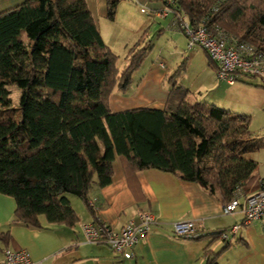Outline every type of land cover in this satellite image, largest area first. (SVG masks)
<instances>
[{
	"label": "trees",
	"instance_id": "1",
	"mask_svg": "<svg viewBox=\"0 0 264 264\" xmlns=\"http://www.w3.org/2000/svg\"><path fill=\"white\" fill-rule=\"evenodd\" d=\"M107 1L114 19L121 0ZM168 1L177 16L220 26L264 52V0ZM145 35L120 70L86 0H26L0 12V192L15 198V222L40 227L45 215L74 226L69 195L91 207V187L112 182L117 157L132 173L157 168L196 181L225 204L261 187L249 154L264 140L252 134L250 115L191 102L177 82L165 108H111L113 91L130 87L152 49ZM219 254L207 250V264H219Z\"/></svg>",
	"mask_w": 264,
	"mask_h": 264
},
{
	"label": "crops",
	"instance_id": "2",
	"mask_svg": "<svg viewBox=\"0 0 264 264\" xmlns=\"http://www.w3.org/2000/svg\"><path fill=\"white\" fill-rule=\"evenodd\" d=\"M24 1L26 0H0V12ZM86 1L100 32L103 24L106 26L108 21L116 20L122 13L128 21H141L136 22L137 26L134 27L136 28L134 39L146 34L152 24H157L153 25L154 29L159 25L158 33L162 35L165 32L168 35V42L175 47L178 41L184 40L180 30L170 27L172 13H167L166 16L159 15V12L164 10L161 9L164 0L154 4L147 1L144 3L150 7L147 8V15L157 18L158 22L154 20V23H149L142 17L138 19L129 12V7L138 8L133 0H121L113 20L107 15V0ZM149 37L150 35L146 39L149 40ZM103 39L106 42L104 36ZM198 47H188V50L194 51ZM192 55L186 58L190 64L193 62ZM207 62L210 64L209 60ZM157 64L158 66L151 68L149 76L133 81L126 91L118 88L113 91L110 105L114 111L144 106L165 108L171 90L165 84L169 73L162 70L165 66L164 61L158 59ZM209 73H216V69L210 68ZM216 81L205 93L200 91L199 96L193 92L188 100L205 101V104H215L229 111L251 116L249 113L251 106L246 100L238 95L235 96L238 100H243L242 103L226 99L225 95L220 93V88L226 83L228 89H223L225 92L230 91V87L239 89L254 86L261 89L262 86L258 85L260 83L253 78H244L233 84L219 79ZM239 81L244 84L239 85ZM263 147L264 145L261 148ZM258 150L250 153L249 157L258 162L256 170L258 178L264 179L261 161L255 155ZM69 199L79 217L74 226L50 223L45 215H40L41 226L32 227L14 221L16 200L0 192V233L5 236L9 234L5 238L0 236V262L4 259L5 250L10 248L27 250L34 264H207L205 256L207 250L220 253L217 258L219 264H264V216L245 223L243 204L236 208L235 212L226 214L223 209L225 203L217 195L205 190L196 181L182 179L170 172L148 168L132 173L125 168L121 158L117 157L112 182L104 187H99L95 183L89 191V200L94 202V207L91 205L89 207L75 195H69ZM140 210L153 212L157 223L153 224L147 235L141 236L133 248V257H122L106 244L90 243L85 240L83 224L104 221L119 231L129 219L136 217ZM182 220H195L200 226L202 237L184 239L176 236L173 223ZM237 224L240 227L227 246L225 240L213 235L215 232L230 230Z\"/></svg>",
	"mask_w": 264,
	"mask_h": 264
},
{
	"label": "built area",
	"instance_id": "3",
	"mask_svg": "<svg viewBox=\"0 0 264 264\" xmlns=\"http://www.w3.org/2000/svg\"><path fill=\"white\" fill-rule=\"evenodd\" d=\"M168 2L173 4L171 0ZM167 13L173 15L170 27L186 34L188 47L203 48L211 62L216 63L215 74L219 80L230 84L244 78L264 80V52L259 51L255 48L256 46L247 41H240L220 26L209 27L204 21L193 24L187 14L181 13L177 16L171 7L162 10L159 15L166 16ZM261 183V187L254 192L237 197L225 204L224 212L233 213L243 204L245 223L262 218L264 216V180ZM89 204L92 207L95 205L93 201H89ZM155 223L157 219L153 212L140 210L137 216L129 219L119 231L104 221L86 223L82 227L87 242L106 244L118 255L131 258L134 255L133 248L140 241L141 236L147 235ZM173 224L176 236L181 238L194 239L201 234L200 226L195 220H182ZM239 227L240 225L237 224L230 230H224L219 237L225 241H232ZM0 264H34V262L27 250L7 248Z\"/></svg>",
	"mask_w": 264,
	"mask_h": 264
},
{
	"label": "rangeland",
	"instance_id": "4",
	"mask_svg": "<svg viewBox=\"0 0 264 264\" xmlns=\"http://www.w3.org/2000/svg\"><path fill=\"white\" fill-rule=\"evenodd\" d=\"M147 1V3L154 4L155 2L162 1V0H133L135 4H137V9L134 7H129V12L133 13V16H136V18L139 19V17H142L145 19V21H148L149 23L158 22L157 18L155 19L152 16L147 15L146 11L147 8H150L149 5L144 4ZM163 1V6L161 9H168V5ZM152 9V8H151ZM160 9V8H158ZM160 9V10H161ZM128 13V11H126ZM117 14V13H116ZM113 20V19H112ZM144 21V22H145ZM136 22L141 21H128L122 13L117 17L114 21H108L107 25L104 24L101 26V33L106 39L107 44L109 47H111L115 54L119 56L118 58V67L120 70L124 69L127 64V58L130 55V51L134 47L135 43L138 42V39H141V36H137L135 39V31L136 28H134L136 25ZM152 24L148 30V35H150L149 40L152 44V49L150 50L147 57L144 59L141 66L133 73V81H138L140 77H143L145 79L146 76L150 75L151 68L154 66H158V59L159 61H164L165 66L162 68L163 71L168 72L167 78L165 80V84L168 86L167 88L173 87L174 83L177 82V84H181L186 88L190 89V95L199 96V92L205 93L208 91L207 89L212 85L214 82H217L218 78H216V74L209 73V70L211 67L210 64H208V60L210 58L208 57V54L206 53L203 48L198 47L197 49H194V51L188 50L187 47V41L188 38L185 36L186 34L180 30L183 39L182 41L177 42V47H175L173 44L168 42V35L164 33L159 34L158 30L159 25L156 26L157 28L154 29ZM173 30V29H171ZM146 33V35H147ZM145 35V38L147 36ZM111 38V39H110ZM113 39V40H112ZM134 39V40H133ZM146 41H149L145 39ZM113 41V42H112ZM196 50V51H195ZM193 52V53H191ZM192 55V61L191 64L189 63V59H186L189 57V55ZM207 57V58H206ZM186 60L185 69L182 70L180 73L176 74L174 82H171V75H173L178 68L182 65L181 62ZM212 70V69H211ZM253 80H256L259 83H262V80L260 78H254ZM227 82V81H225ZM236 83V82H235ZM239 85L244 84L243 82L238 83ZM237 84V85H238ZM207 85V86H206ZM226 83H223V87L220 89V93H223L227 98L230 100L236 101V102H243V100L248 102L251 106V111L249 112L251 114V131L252 134L256 137L264 140V87H261V89L258 88H245L241 87L239 89H232L230 87V91L227 90L226 92L223 90L227 88ZM205 86L207 87L205 89ZM12 90V100L15 105H20L21 97H22V90L18 85L13 84L11 87ZM228 89V88H227ZM257 89V91H251ZM115 91V90H114ZM170 92V90H169ZM194 92V93H193ZM114 94V93H112ZM235 95H238V97L242 98L243 100H238ZM229 101V100H228ZM200 102V101H199ZM201 103L205 104V101H202ZM210 104V103H207ZM233 104V103H232ZM234 105V104H233ZM229 107V106H228ZM259 161H261V171H264V147L255 153Z\"/></svg>",
	"mask_w": 264,
	"mask_h": 264
}]
</instances>
